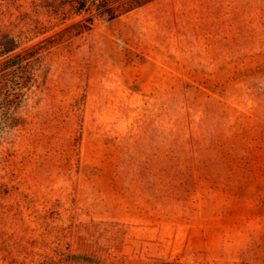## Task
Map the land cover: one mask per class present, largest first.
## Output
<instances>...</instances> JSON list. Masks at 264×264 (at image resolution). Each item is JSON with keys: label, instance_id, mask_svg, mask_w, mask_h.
I'll list each match as a JSON object with an SVG mask.
<instances>
[{"label": "rangeland", "instance_id": "obj_1", "mask_svg": "<svg viewBox=\"0 0 264 264\" xmlns=\"http://www.w3.org/2000/svg\"><path fill=\"white\" fill-rule=\"evenodd\" d=\"M88 16L0 0V264H264V0Z\"/></svg>", "mask_w": 264, "mask_h": 264}, {"label": "trees", "instance_id": "obj_2", "mask_svg": "<svg viewBox=\"0 0 264 264\" xmlns=\"http://www.w3.org/2000/svg\"><path fill=\"white\" fill-rule=\"evenodd\" d=\"M153 0H62L63 7L67 4L69 9L76 14L88 13L89 16L84 22L79 24L78 32H84L90 29L94 23L95 18L101 16L107 19H114L122 13L131 9L144 5ZM19 42L15 37L5 35L0 39V100L5 99L3 93L4 85L8 86L9 91L13 89V79L17 69L27 59V52L21 53L18 51ZM31 52H28V55ZM6 105L11 104V99H5ZM0 109V117L2 114Z\"/></svg>", "mask_w": 264, "mask_h": 264}]
</instances>
